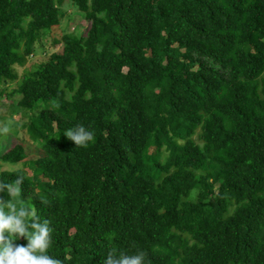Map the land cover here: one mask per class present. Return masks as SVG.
Returning a JSON list of instances; mask_svg holds the SVG:
<instances>
[{
	"label": "trees",
	"instance_id": "16d2710c",
	"mask_svg": "<svg viewBox=\"0 0 264 264\" xmlns=\"http://www.w3.org/2000/svg\"><path fill=\"white\" fill-rule=\"evenodd\" d=\"M71 1L0 0V264H264V0Z\"/></svg>",
	"mask_w": 264,
	"mask_h": 264
},
{
	"label": "rangeland",
	"instance_id": "374dc122",
	"mask_svg": "<svg viewBox=\"0 0 264 264\" xmlns=\"http://www.w3.org/2000/svg\"><path fill=\"white\" fill-rule=\"evenodd\" d=\"M59 9L62 17L60 19L59 28L56 30L54 35H65L67 33L74 34V32H78L81 36L84 37L89 29V22L85 21L84 17L81 15V12L78 11L72 1L64 0L62 6ZM52 52L60 53L61 45H55L53 48L48 49L46 53L41 52V50L37 52L36 49V52L33 54V56L28 59L25 67H15V71L17 73L18 78L22 76L23 73L32 70L34 67L37 66V64H40L43 60V55L46 56L47 54ZM5 87H7L6 84L0 83V89H3ZM8 88H14V84L9 85ZM2 95L5 96L6 94ZM0 100L3 103L2 105H0V141L5 140L7 137L4 136L7 135V133L9 132L20 136L21 132L17 128L11 127L12 122H15L18 119V110H15L16 113L15 111H12L9 105L13 103L9 102L10 99L0 96ZM38 111L39 110H36L35 114H37ZM19 136L18 138H20ZM5 147L3 145L2 147H0V153H2L6 149ZM28 154L29 157H31V155L34 154V151L29 149ZM1 166L4 168L8 167L3 164H1ZM2 167L0 169H2ZM20 167V165H17L15 168ZM26 173L30 175L31 171L27 169ZM1 254H5L4 249L2 250Z\"/></svg>",
	"mask_w": 264,
	"mask_h": 264
}]
</instances>
